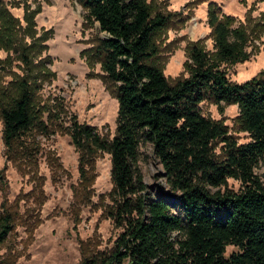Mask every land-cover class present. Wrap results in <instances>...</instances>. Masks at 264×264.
<instances>
[{
  "label": "trees",
  "instance_id": "trees-1",
  "mask_svg": "<svg viewBox=\"0 0 264 264\" xmlns=\"http://www.w3.org/2000/svg\"><path fill=\"white\" fill-rule=\"evenodd\" d=\"M77 1L85 10L84 24L96 30L93 45L81 55L90 66L99 64L118 106L110 139L76 120L66 131L78 155L81 183L95 155L109 154L112 206L103 214L121 228L109 250L82 251L78 264H264V187L254 172L264 164V69L235 83L221 67L249 60L253 26L236 25L235 17L209 0L213 57L190 42L187 76L169 82L153 64L155 37L175 23L178 12H152L147 0ZM20 61L29 72L25 49ZM205 100L235 105L247 141H237L226 125L202 115L199 103ZM0 122L5 161L34 176L37 148L27 139L49 130L48 117L44 123L34 107L27 78L0 84ZM141 144H150L161 163L166 190L158 186L153 193L143 182L137 166ZM229 179L238 189L227 187ZM14 222L15 214L2 202L0 245ZM227 246L236 251L226 256Z\"/></svg>",
  "mask_w": 264,
  "mask_h": 264
},
{
  "label": "rangeland",
  "instance_id": "rangeland-1",
  "mask_svg": "<svg viewBox=\"0 0 264 264\" xmlns=\"http://www.w3.org/2000/svg\"><path fill=\"white\" fill-rule=\"evenodd\" d=\"M147 1L152 12L179 15L155 37L158 55L153 64L169 82L187 76L190 42L197 41L213 57L206 24L209 0ZM211 1L223 14L235 17L236 25L253 26L246 48L249 60L221 64L231 82L253 78L264 69V0ZM84 14L77 0H0V84L27 78L33 87L34 107L44 123L48 117L49 130L48 135L32 133L27 139L37 148V168L34 176L22 175L5 161L0 122V204L15 214L14 228L0 245V264H78L82 251L109 250L121 232L103 214L112 206L109 154L95 155V170L93 162L87 181L81 183L78 155L66 131L76 120L93 126L107 140L116 128L118 104L112 87L99 64L90 66L81 55L96 36L95 28L84 24ZM23 49L32 63L29 72L20 61ZM199 111L226 125L237 141H247L238 127L235 105L205 100L199 103ZM138 151L143 182L153 193L158 186L166 190L163 169L151 145L141 144ZM254 172L264 187V164L259 163ZM227 187L236 190L239 184L229 179ZM234 251L235 247L227 246L225 255Z\"/></svg>",
  "mask_w": 264,
  "mask_h": 264
}]
</instances>
